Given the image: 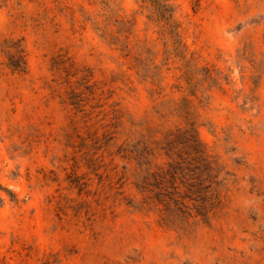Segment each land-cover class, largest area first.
I'll use <instances>...</instances> for the list:
<instances>
[{"label": "rangeland", "instance_id": "374dc122", "mask_svg": "<svg viewBox=\"0 0 264 264\" xmlns=\"http://www.w3.org/2000/svg\"><path fill=\"white\" fill-rule=\"evenodd\" d=\"M169 4L0 0V264H264V0Z\"/></svg>", "mask_w": 264, "mask_h": 264}, {"label": "trees", "instance_id": "16d2710c", "mask_svg": "<svg viewBox=\"0 0 264 264\" xmlns=\"http://www.w3.org/2000/svg\"><path fill=\"white\" fill-rule=\"evenodd\" d=\"M143 1L144 2L150 1L153 10L159 14L160 18H163L164 20L170 18L172 13V7L169 4L170 0H143ZM10 65L15 67L14 64H10ZM192 150L196 156L200 158H205V155L203 154L202 151L196 150L195 147H193ZM15 200H16L15 193L0 182V206H2L6 201H15Z\"/></svg>", "mask_w": 264, "mask_h": 264}]
</instances>
